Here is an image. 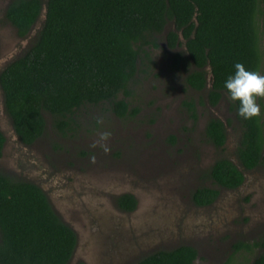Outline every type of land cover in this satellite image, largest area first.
<instances>
[{
  "label": "trees",
  "instance_id": "obj_1",
  "mask_svg": "<svg viewBox=\"0 0 264 264\" xmlns=\"http://www.w3.org/2000/svg\"><path fill=\"white\" fill-rule=\"evenodd\" d=\"M44 11L40 27L27 50L0 72L3 103L18 139L34 144L50 130L65 135L74 130L75 112L103 102L120 119L135 116L132 83L149 59L148 49L160 47L166 29L170 66L191 68L185 81L201 91L211 76L208 99L216 105L234 64L264 74V0H11L5 16L26 38ZM170 28L168 29V26ZM261 116L245 120L238 157L244 169L262 163L264 104ZM194 113V101H185ZM238 112L239 102H232ZM46 115L51 117L47 124ZM205 134L217 147L226 141L219 118H211ZM172 140L175 138L172 136ZM6 136L0 129V156ZM208 177L221 187L236 188L244 174L229 158L217 159ZM219 190L196 188L193 202L213 203ZM120 209L133 211L132 193L116 197ZM77 245L73 227L55 211L36 183L0 169V264H69ZM250 248L243 242L236 250ZM198 251L191 245L160 249L134 264H194ZM249 264H264V253Z\"/></svg>",
  "mask_w": 264,
  "mask_h": 264
},
{
  "label": "rangeland",
  "instance_id": "obj_2",
  "mask_svg": "<svg viewBox=\"0 0 264 264\" xmlns=\"http://www.w3.org/2000/svg\"><path fill=\"white\" fill-rule=\"evenodd\" d=\"M10 1L0 0V72L27 50L44 17L43 12L21 38L5 16ZM165 33L158 38L160 47L148 49L149 59L132 83L131 100L139 107L133 117L118 118L108 102L82 106L73 131L62 135L48 127L28 146L14 131L0 88V129L6 136L0 169L36 183L55 199L53 208L78 237L69 264H134L180 245L197 249L194 264H249L264 253V159L244 169L238 157L243 128L231 101L224 93L216 105L210 103V75L201 91L187 85L191 68L170 66ZM190 100L196 118L184 104ZM45 117L50 125L51 117ZM211 118L225 125L221 147L206 137ZM102 131L112 133L109 153L91 147ZM222 157L243 170L239 187H221L208 177L210 166ZM199 187L218 189L219 196L209 205H196L192 193ZM123 193L136 196L135 211L117 206L116 197ZM241 242L250 248L236 250Z\"/></svg>",
  "mask_w": 264,
  "mask_h": 264
},
{
  "label": "clouds",
  "instance_id": "obj_3",
  "mask_svg": "<svg viewBox=\"0 0 264 264\" xmlns=\"http://www.w3.org/2000/svg\"><path fill=\"white\" fill-rule=\"evenodd\" d=\"M234 74L229 75L224 82V88L228 93V99L232 102H239L237 114L245 120L261 116L259 99H264V74L246 68L241 62L234 64ZM98 124H103V119H97ZM110 131L99 133L91 147H99L105 153H109L111 148L107 141L111 138ZM91 162L95 163V156L91 157Z\"/></svg>",
  "mask_w": 264,
  "mask_h": 264
},
{
  "label": "flooded vegetation",
  "instance_id": "obj_4",
  "mask_svg": "<svg viewBox=\"0 0 264 264\" xmlns=\"http://www.w3.org/2000/svg\"><path fill=\"white\" fill-rule=\"evenodd\" d=\"M226 138H227V135H226ZM225 142H226V141H225ZM263 159H264V152H263ZM263 159H262V160H263ZM255 168H256V167H255ZM253 169H254V168H253ZM243 174H244V172H243ZM244 181H245V174H244V180H243V182H244ZM243 182H242V184H243ZM242 184H241V185H242ZM46 195H47L48 198L50 199L51 203L54 202L55 199H54L53 197H50L48 193H47ZM135 197H136V196H135ZM52 198H53V199H52ZM136 199H137V198H136ZM138 206H139V203H138V200H137V206H136V208H135L133 211H135V210L138 208ZM133 211H129V212H133ZM77 245H78V237H77ZM77 245H76V248H75V252H74V254L76 253ZM73 256H74V255H73ZM72 258H73V257H72Z\"/></svg>",
  "mask_w": 264,
  "mask_h": 264
},
{
  "label": "water",
  "instance_id": "obj_5",
  "mask_svg": "<svg viewBox=\"0 0 264 264\" xmlns=\"http://www.w3.org/2000/svg\"><path fill=\"white\" fill-rule=\"evenodd\" d=\"M44 9V8H43ZM43 11V10H42ZM44 12V11H43Z\"/></svg>",
  "mask_w": 264,
  "mask_h": 264
}]
</instances>
